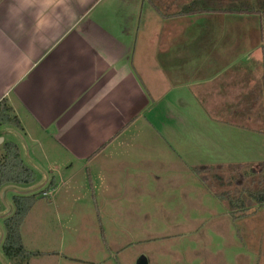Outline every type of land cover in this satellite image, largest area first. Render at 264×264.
<instances>
[{
  "label": "crops",
  "instance_id": "crops-1",
  "mask_svg": "<svg viewBox=\"0 0 264 264\" xmlns=\"http://www.w3.org/2000/svg\"><path fill=\"white\" fill-rule=\"evenodd\" d=\"M11 3L0 0V103L21 128L0 127V160L14 142L36 175L12 199L55 180L38 218L42 240L50 222L58 231L53 251L33 252L26 225L39 199L20 227L25 250L50 264H150L126 253L145 240L128 225L145 224L156 205L146 196L173 192L180 204L196 175L229 231L224 263H259L264 205L233 216L195 169L264 164V0H71L62 26L39 38L31 17L23 31L10 21Z\"/></svg>",
  "mask_w": 264,
  "mask_h": 264
},
{
  "label": "rangeland",
  "instance_id": "rangeland-1",
  "mask_svg": "<svg viewBox=\"0 0 264 264\" xmlns=\"http://www.w3.org/2000/svg\"><path fill=\"white\" fill-rule=\"evenodd\" d=\"M259 116H261V114ZM16 139L22 144V139H19L17 137ZM235 171L229 169V171H225V173L221 171H212L210 173L212 178L211 184L213 185V187H209V190L213 197L217 198V194H221L222 192L230 189L229 182L227 181H229L230 178L236 177L237 171ZM240 172L246 177H252L251 168L248 169V167H244ZM256 175L258 174H255L252 178L256 177L258 180L261 177L264 178V172L262 175ZM162 178V185H165V189L169 191L165 182L167 181L166 178ZM54 181L55 180L52 179L49 185H55ZM6 186L0 188V190L4 189L2 192L0 191L1 194H7L6 201L1 197L0 194V202L4 206L1 212L3 213L2 215H4V217L0 218V239L1 236L3 237L5 232L4 220L14 213V204L12 203L13 199L10 196L15 185L11 184ZM19 187L20 188H17L19 189V191L25 189V187L23 186ZM187 188L189 189L187 192L178 191V196H180L182 200L178 205L176 201H172V195L170 196V194H172L173 192L162 191L161 200L156 197L157 194L160 195L159 192L153 194V199H150V197L148 196L143 199L148 203L153 200L156 205H153L152 207L149 205L150 208L146 210V216L143 219L145 221V224H130L128 226H139V229L137 228V230H135L134 232L140 237L144 234L145 240L140 241L134 246H131L126 253H128V251H133L136 256H139V254L141 255L139 258L145 256L150 264H226L224 263L226 260L221 255L219 247L221 245V238L225 236V234H228L229 231L226 232L227 225L225 224V221L222 220V218L211 215L216 212V210L217 212H219L216 207L218 205L217 201L213 198H209L208 192L201 186L196 175H194L192 186L188 181ZM43 189L39 190L37 188L35 191H33V194L39 193ZM191 189L192 191L189 192ZM181 194L183 197L181 196ZM89 196H91L90 193ZM70 197V201L73 202L75 200L74 197ZM51 198L52 193L48 196H45L43 194L40 198L41 203H39L38 210H34L27 222L26 226L32 228L33 230L32 248L35 250L33 252L53 251L57 244L56 239L58 231L52 229V222H50V233L48 235L52 240H42V218H38L42 217V211L40 210V208L46 207L49 203L48 200H50ZM11 199L12 202L10 203ZM58 199L60 200L61 198ZM61 200L62 202L65 201L63 198ZM8 206H10L12 213L8 212ZM220 211L222 210L220 209ZM35 219L36 224H34ZM141 220L142 219H140V221ZM55 225L57 224L55 223ZM5 236L6 232L3 237L2 245H0V264H16V261L9 260L4 254L3 244ZM116 242L117 240L112 239L110 243L112 246H115L117 244ZM131 242H133V240L129 238L126 240H122L120 243L129 244ZM84 243L86 246H91V238H85ZM27 244L29 245L28 240ZM47 258L48 257L44 254L40 257L35 256L34 258H32V260H30L29 264H50L52 258L50 257L49 260ZM248 258L249 259H246V256H242L241 263L246 264V261L249 260V264H264V255L261 256L259 263L258 261L255 262V258H253L252 262L250 261L251 258ZM136 264L138 263L136 262Z\"/></svg>",
  "mask_w": 264,
  "mask_h": 264
},
{
  "label": "trees",
  "instance_id": "trees-1",
  "mask_svg": "<svg viewBox=\"0 0 264 264\" xmlns=\"http://www.w3.org/2000/svg\"><path fill=\"white\" fill-rule=\"evenodd\" d=\"M13 126L21 128L20 121L12 115V109L7 101L0 103V127ZM5 154L0 160V188L6 185H30L36 180L34 171L24 162L21 150L14 142L4 145ZM228 167H202L196 168L195 172L201 176L204 183L213 187L210 173L212 171H226ZM237 175L230 178V189L217 194V198L227 203V206L234 216L238 212H245L264 205V178L259 180L255 174L262 175L264 172V164L252 168V177H246L240 171L242 167L235 168ZM235 171V172H236ZM256 175V176H258ZM249 178V179H248ZM53 185H49L39 193L31 195H16L13 197L14 213L4 220V228L6 232L3 249L5 256L16 264H29L37 253H31L25 250L20 227L34 208L37 201L44 193L51 191ZM232 187V188H231Z\"/></svg>",
  "mask_w": 264,
  "mask_h": 264
},
{
  "label": "clouds",
  "instance_id": "clouds-1",
  "mask_svg": "<svg viewBox=\"0 0 264 264\" xmlns=\"http://www.w3.org/2000/svg\"><path fill=\"white\" fill-rule=\"evenodd\" d=\"M71 12V0H12L8 17L22 31L25 28V17H31V31L39 38L45 32L59 29L65 15ZM255 55L258 60L262 58L259 52Z\"/></svg>",
  "mask_w": 264,
  "mask_h": 264
},
{
  "label": "water",
  "instance_id": "water-1",
  "mask_svg": "<svg viewBox=\"0 0 264 264\" xmlns=\"http://www.w3.org/2000/svg\"><path fill=\"white\" fill-rule=\"evenodd\" d=\"M143 261H141V263L140 264H146V261H145V259H142Z\"/></svg>",
  "mask_w": 264,
  "mask_h": 264
},
{
  "label": "built area",
  "instance_id": "built-area-1",
  "mask_svg": "<svg viewBox=\"0 0 264 264\" xmlns=\"http://www.w3.org/2000/svg\"><path fill=\"white\" fill-rule=\"evenodd\" d=\"M49 194H51V193H44L45 196H48Z\"/></svg>",
  "mask_w": 264,
  "mask_h": 264
}]
</instances>
